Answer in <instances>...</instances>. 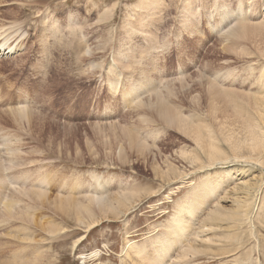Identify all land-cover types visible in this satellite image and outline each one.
Masks as SVG:
<instances>
[{"label": "rangeland", "instance_id": "1", "mask_svg": "<svg viewBox=\"0 0 264 264\" xmlns=\"http://www.w3.org/2000/svg\"><path fill=\"white\" fill-rule=\"evenodd\" d=\"M243 2H254L257 15L250 22H259L264 0ZM187 3L193 12L194 29L182 23ZM222 5L231 17L239 12L238 0H0V43L6 37L17 48L0 56V158L7 162L13 149L23 162L2 171V178L5 176L13 187H35L38 174L51 175L55 180L51 186L61 184L60 180L79 178L85 185H93L91 192L97 190V195L104 198L129 191L134 196L130 198L134 202L123 201L118 212H109L106 218L95 210L98 223L89 225L85 220L83 224L76 222L75 210H64V206L58 209L57 185L48 186L52 193L45 192L37 203L24 199V205L34 207L32 213L35 218L41 216V224H54L64 233L53 240L45 232L30 228L16 232L19 236L14 234V239L5 235V227L0 228V260L12 263L10 259L19 254L20 247L42 236L47 240L41 245L50 253L45 257L50 262L54 258L53 264H145L134 258L131 245H145V252L151 253L150 244L155 237L158 242L168 233L171 219L185 201L202 203L210 196L221 197L225 188L229 191V183L235 179L225 178L227 168L219 169V164L199 170L188 168L187 158L195 154L193 141L174 124L163 123L157 106L149 110L147 102L153 104V93L142 89V106L124 104L122 99V92L144 80V73L153 79L170 113L178 111L194 129L207 125L215 133L221 128L225 134L238 132L249 115L245 104L257 91L252 74L264 73V60L251 44L262 29L248 32L247 43L244 39L220 42V33L211 30L206 21L210 18L213 25L223 11ZM224 45H231V51H225L228 49ZM124 50L129 58L138 57L140 66L123 64ZM227 73L224 79L222 75ZM205 80L212 83L210 90H206ZM225 89L232 90L231 98ZM230 100L242 108L240 113L232 108ZM17 107L31 109L32 115L20 121L10 111ZM162 162L170 168H164ZM244 163L247 161L237 164ZM248 163L256 166L247 167L252 171L247 176L264 175L259 163ZM19 171L22 176L28 174L26 180L16 177ZM235 176L237 180L247 177L241 172ZM9 187L5 189L7 195L13 192ZM202 188L209 192L204 198L198 196ZM210 206L200 212V218L207 215ZM223 219L213 220L220 231L206 238L212 235L216 240L233 233L226 229ZM196 223L195 231L201 224L198 218ZM254 229V235L245 228L239 232L241 241L236 248L222 245L210 247L212 252H208L204 247L202 253L185 262L264 264V228L254 225ZM24 233L36 238L26 243ZM188 239L192 243L194 237ZM223 248H235L233 256L214 254ZM178 249L177 254L181 251ZM95 252V257L90 256ZM22 256L21 262H14L27 264V257ZM168 260L173 264V258Z\"/></svg>", "mask_w": 264, "mask_h": 264}, {"label": "bare ground", "instance_id": "2", "mask_svg": "<svg viewBox=\"0 0 264 264\" xmlns=\"http://www.w3.org/2000/svg\"><path fill=\"white\" fill-rule=\"evenodd\" d=\"M243 1H246V0H238L237 7H238L239 12L234 17H231L230 16L231 14H229V12L226 11V5H222L224 8H223V11L218 14L217 21L212 25V23L209 21L210 20L209 18L206 21V23L210 27L211 30L213 29L220 33V36H219L220 42L222 41L229 42V44L230 42H233L234 40H239V39L241 40L244 39V42L247 43L248 39L246 36L248 32L252 30L262 29L260 34L256 35L257 40L253 41L251 44H253L256 53H258V55H260L261 58L264 60V5H263V12L261 13L262 15H261L260 21L259 22L255 21V23H251L250 20L254 18L255 14L257 15V12H256L257 9L254 6L255 4H253L254 2L252 4L251 3L245 4ZM188 4L189 3L184 5L182 23L184 26L190 29H194L195 27L192 24L193 12H192L191 6H189ZM251 11H252V15L250 14ZM7 39L8 38L5 37L4 40H2L0 43V54L2 55L3 54L7 55L11 51L17 49L15 47H12L14 46V42L13 44L12 43L9 44ZM225 45L224 47L228 49L225 51H231V45L228 47H226ZM126 51L127 50H124L122 54L123 64L136 63L137 66H140L141 64L140 59H138V57L134 58V56L129 58L128 53ZM139 55L140 56L144 55V52L140 51ZM263 64H264V61H263ZM221 74L223 73L221 72L220 75ZM228 74L229 73L222 75V77H224L225 79V76L227 77ZM252 75L254 76L253 84L256 85L257 91L256 93L251 94L252 99L249 102H246L245 104V109H248L249 115L242 123L238 132H230L228 134H225L226 131H224L223 128H221V131H219V133L217 132L215 133L213 130H210L211 128L207 127V125L197 126L194 129L192 122H190L186 117H183L178 111L177 112L172 111L170 113L169 109L166 107L167 106V103H165L166 101H164L163 100L164 98L162 99L160 97L161 94L159 95V93L155 90V86L153 85V79H149L144 73H141V78H143L144 80H142L141 82L139 81V83H136L132 88L124 90V92H122V99L124 101V104L133 103V104H139L140 106H142L141 104L142 99L139 97L142 95L143 88L145 91H147V94L148 93H151V95L152 93L154 94L153 97H155V99L153 100V102L151 100L153 104L149 103V100H148V102L146 101L148 105L145 104V106L147 105L148 108H150L149 110H152L151 109L152 106H157L158 108L157 115H159V119L161 118L162 122L164 121L168 124H174L179 130H181L187 137H189L193 141V144H194L193 148H195L196 151L193 149V152L195 154L187 158L189 169L199 170L200 167L201 168L214 167L215 165L219 164L220 167L218 166L217 168L219 169L227 168L228 172H227V175L225 173V178L235 179L229 183L231 185L229 188V191L226 190L225 188V190L223 191V195L221 197L212 198V196H210L208 201L206 200L202 203L192 204V203H188L187 201H185V203L180 205V209L177 210V212L174 214V217L171 219L170 225L167 227L168 233L162 237L160 236L158 238L159 239L158 242L155 237V239L150 244L153 247L151 253L145 252V249H146L145 245L139 246V247L131 245L130 247L132 248L131 252L133 253L134 258L138 259L139 262H143L145 264H168L167 262L169 261L168 259L171 260L173 258L174 259L173 264H189L188 262H185V260L190 256H196L202 253V248L204 247L207 249L208 252L211 251L210 247L216 248L217 246L222 247V245H225L228 247L230 246L235 247V245L239 243V241H241L239 232H242L241 230L243 228H245V230H248L249 233L253 235L256 231L254 229V225H261V227L264 228V175L254 174V173L250 176L246 175L247 173L252 172L249 169H247V167L256 166L254 164L248 163V161L249 162L254 161V162L259 163L262 166V169L264 170V73L257 74V75L252 74ZM230 76L232 75L230 74ZM204 83L207 86L206 90H210L212 83L208 82V80L207 81L205 80ZM226 94L227 95L230 94V98L233 96L232 90H228V91L226 90ZM151 97L152 96H150V99ZM230 101H231L230 104L232 108L235 109L236 112L240 113L242 111V108L237 106L232 100ZM143 105H144V102H143ZM148 108H145V109H148ZM10 111H13L15 115L17 116V118L20 119V121H24L32 115L31 114L32 110L26 109L24 107H20V108L17 107L15 109H11ZM203 123L205 122L202 121V125ZM120 127L122 128V126ZM128 135H130V133ZM9 153L11 157L7 159V162L2 161L0 158V213H1L0 228H2L3 230V228L5 227L6 230H8L7 233L5 234L7 235V237L13 236L12 238H14L15 235L17 234L16 232L27 231L28 229L30 231V228H32L34 230L39 231V233L45 232V234L49 235L50 239L55 240L62 233H64L62 232V228H57L56 225L54 224H44V223L41 224L40 222L41 216L39 218H35L36 215L34 216V214L32 213V210L34 209V207H28L24 205V202H23L24 199H27V200H32L33 202L37 203L38 200L41 201V199H43V195L45 192L52 193L50 191L51 189L50 188L48 189L47 187L51 186V182L55 181V180H52L54 178H51L50 177L51 175L49 174H43V175L38 174V175H35L36 176V180H35L36 186L35 187L33 185L30 187H27V185H25L24 182H23L24 185H20L19 183L18 185L16 183L18 187H13V183L6 180L5 176H3L2 178L1 172L2 171L6 172L8 168L9 170H11L13 165L20 166L21 163L23 162L21 158H19L18 156L17 157L15 156L16 154H19V153H16L15 150L12 149V151L11 152L9 151ZM243 160L247 161V163L240 164V165L237 164ZM162 164H164V162H162ZM168 164H170V160H168ZM168 164H164V168H170V166H172V164H170V166H168ZM220 164L224 165L225 167L221 166ZM238 165L239 167H237ZM235 170L237 171L236 173H234ZM170 171H173V170L171 169ZM238 172H241L243 176H247V177H239V179L237 180L235 175ZM14 173H12V175ZM175 173L177 176L180 175V172L178 170H175ZM27 176L28 174H23L22 176L21 171H19L18 175H16V177L19 180H26ZM59 182H61V184H57V183L55 184L57 185L56 190H57V193L59 194V196H57V198L59 199L58 201L59 205L57 206V208L60 209L61 207L64 206L65 207L64 210H75L77 212L76 222H79L81 224L84 223V220L87 223H89V225L93 223H94L93 225L97 224L98 222L95 223V219H96L95 212H94L95 210L97 211L96 213L98 215L107 216V213L109 212L111 213V212H114L115 210L118 212L120 204L123 201L127 202V200H129L131 197H134L133 195H131L130 191H129L130 193L120 192L119 195H114L115 196L114 198L108 197V196L105 198L103 196H98L97 190H95L96 193L91 192L92 190H90L93 187V185L91 186L85 185L84 183L80 181L79 178H72V179H69V181L60 180ZM64 182H68V184H65ZM10 185H11V188L9 187ZM55 185L52 184V186H55ZM7 187L10 188L11 190L10 192L13 191L12 193H10L11 195H9V193L7 195V191H5ZM100 189H103V187H101ZM65 190L67 191V193ZM105 191H108V189ZM202 192L203 193L198 194L200 198H204L209 194L206 188H202ZM44 201H42L41 203H44ZM26 203L28 202L26 201ZM224 203L229 204L230 207L226 208L224 205H221ZM208 204L211 206L210 208H207L208 209L206 211L207 215L204 216V218H200L199 216L200 212L203 209H205L208 206ZM36 208L40 210L39 207H36ZM184 215H185V218H184ZM218 217L224 218L222 221L225 223L226 229L232 231L233 233L223 235L221 236V239H216V240L213 239L214 236L212 237V235H211V238H206L205 237L206 235L210 233H214L216 231L217 232L220 231L218 224L213 221V220H216ZM197 218L200 220L201 224L198 229L196 228L197 231H195L193 227L197 225L196 223ZM12 222H18V224L11 225ZM2 223H5V224H2ZM46 228H48L47 231H46ZM33 232H30V233H33ZM31 235L32 234L24 233L23 236L20 235V237L22 236L23 240H26V243H28L27 241L31 242L33 240L31 238H33L34 236L31 237ZM33 235H35V233ZM18 236L19 235H16V237ZM188 236L194 237V239L192 240L193 241L192 243L189 242L191 239L189 240ZM22 237L20 238L21 240H22ZM39 237L40 238L38 240L32 241V243H29L28 245L20 247L21 249H20L19 254H17L15 258L13 257L14 259L12 258L10 259L12 263H8L7 259H5V260H0V264H16V262L14 261L21 262L22 257H23L22 255H24V258L27 257L25 258L26 260L25 263L27 264H53L51 262L54 261V258L53 259L51 258L52 261L50 262V258L48 259L45 257V255L48 252V247L41 245L47 239H43L42 236H39ZM34 238H36V236ZM11 242L13 243L15 241L11 240ZM77 243L78 241H76L75 244ZM177 247L181 249L180 252L178 251L179 252L178 254L175 250V248ZM11 248H13V246H11ZM235 248H232V250H227V251H225L224 248H223L224 250L221 249L220 251L217 249L218 251L214 252V254L219 252L220 255L222 253V255L226 254L228 256L229 255L233 256V252ZM124 252H126V250H124ZM127 252L125 253V255L129 256ZM171 253L173 254L175 253V257H173ZM48 254L50 255L49 252ZM97 254L95 252V253H92L90 256L95 257ZM134 264H137V263L134 262Z\"/></svg>", "mask_w": 264, "mask_h": 264}]
</instances>
